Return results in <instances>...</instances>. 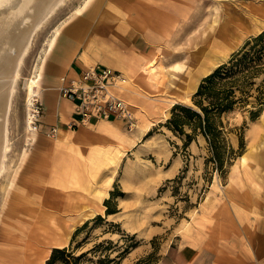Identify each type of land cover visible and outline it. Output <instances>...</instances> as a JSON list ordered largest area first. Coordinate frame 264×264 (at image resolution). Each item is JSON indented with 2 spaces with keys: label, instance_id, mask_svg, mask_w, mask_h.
<instances>
[{
  "label": "rangeland",
  "instance_id": "374dc122",
  "mask_svg": "<svg viewBox=\"0 0 264 264\" xmlns=\"http://www.w3.org/2000/svg\"><path fill=\"white\" fill-rule=\"evenodd\" d=\"M82 2L63 0L36 28L10 96L9 147L0 172V264H45L52 247L68 245L78 227L73 246L76 254H86L82 264L103 254H121L120 264H170L172 247L193 241L224 242L222 228L225 223L229 226L228 203L236 186H251L264 200V110L252 117L248 104L223 114L232 151L222 167L211 158L202 133L185 126L192 135L185 144L187 137L166 123L175 103L194 105L193 94L203 76L264 28V0H195L189 16L178 18L170 41L158 47L153 61L157 67L141 70L145 81L126 75L128 90L122 96L132 104L136 122L130 128L119 120L120 131L130 141L118 127H98L116 140L103 150L90 145L78 150L90 154L82 169L90 173L89 185L73 187L67 175H77V163L82 162L67 167L69 155L58 161L66 167L60 165L54 177L36 171L31 160L23 167L18 164L25 147L31 151L32 142H41L39 135L30 141L27 131L24 80L55 26ZM64 151L71 153V148ZM77 187L86 192H73Z\"/></svg>",
  "mask_w": 264,
  "mask_h": 264
},
{
  "label": "crops",
  "instance_id": "0c3cea01",
  "mask_svg": "<svg viewBox=\"0 0 264 264\" xmlns=\"http://www.w3.org/2000/svg\"><path fill=\"white\" fill-rule=\"evenodd\" d=\"M194 2L91 0L81 14L66 23L57 36L55 48L47 56L39 80V97L43 109L42 126L37 133L41 142H32L31 151L27 149L22 167L31 160L35 162L36 171L54 177L60 165L66 167L58 164V161L71 156L67 167L74 166L75 163L70 164L73 161L82 163H77L80 168L77 175H67L68 185L88 187L87 178L90 173H84L82 169H85L83 161L90 154L86 156L78 150L82 151L88 145L95 150L105 149L107 142L116 140V137L107 131L99 132L97 128L118 127L120 131L122 121L118 120L115 126L113 119H101L89 125L69 128L73 104L60 95L58 86L61 77L78 75L89 65H101L117 69L131 79L145 81L141 77V70L146 60L155 57L158 47L164 41H170L178 18L189 16ZM125 90H128L127 86L120 91L121 94ZM52 124L58 126L57 139L46 136ZM120 134L127 138V143L130 141V136L121 131ZM68 148H71V153L64 154ZM96 159L99 161V157ZM85 190L77 187L72 191L83 193ZM258 193L251 186H236L232 192L233 197H230L233 201L228 203L229 226L225 223L226 226L222 228L225 241H193L172 247L168 250L169 263L264 264V200H260V196L256 195ZM93 213L80 216L78 222Z\"/></svg>",
  "mask_w": 264,
  "mask_h": 264
},
{
  "label": "trees",
  "instance_id": "16d2710c",
  "mask_svg": "<svg viewBox=\"0 0 264 264\" xmlns=\"http://www.w3.org/2000/svg\"><path fill=\"white\" fill-rule=\"evenodd\" d=\"M193 104L175 103L166 124L174 132L187 137L185 144L192 138L185 126L202 133L208 142L211 158L222 167L223 160L232 151L228 146L223 114L248 104L252 106V117L264 110V28L247 38L228 60L203 76L193 94ZM80 228H76L68 245L52 247L45 264H82L86 254H76V246H73ZM121 256L103 254L87 260L89 264H120Z\"/></svg>",
  "mask_w": 264,
  "mask_h": 264
},
{
  "label": "bare ground",
  "instance_id": "6f19581e",
  "mask_svg": "<svg viewBox=\"0 0 264 264\" xmlns=\"http://www.w3.org/2000/svg\"><path fill=\"white\" fill-rule=\"evenodd\" d=\"M62 2L63 0H0V172L3 169L5 162L4 160L9 147V142H8L9 131L6 126V117L10 103V96L12 94V91L15 86V82L20 73L19 68L22 62V58L24 57L25 55L24 53L28 50V47L31 43L30 41L33 32L36 30V28L41 24V22L45 18H48V16L51 15V13L54 10H56V8ZM90 2L91 0H83L82 3L78 4L72 9V11L68 14L66 18H64L59 24L55 26L54 30L47 38L41 53H39L40 55L38 61L34 64L32 73L25 78L24 81L27 86V97L25 99L26 100L25 105L27 110V114H26L27 123L29 122V118H30L31 104L33 103V100L39 95V80L41 76V71L46 63L47 56L52 52V50L55 48L57 44V36L59 35L62 27L70 20L75 19L79 14H81L82 11L87 7V5ZM201 54H203V52ZM215 56L216 55H214V57ZM154 58L146 60L143 69L146 70L147 66H149L150 70L154 68L155 64L152 63ZM207 63L209 64V62ZM212 63H214V61H212ZM153 71L154 70H152V72ZM201 72L202 71H200V73ZM191 84L193 83L191 82ZM113 120H119V119H113ZM27 131L31 138L30 141L35 140L38 135L37 131L30 129L28 124H27ZM57 135L58 132L56 134V137ZM26 154H27V148L25 147L21 152L18 167L22 166V163L26 159ZM16 173L17 170L14 171L13 175L11 174L12 178L10 180L9 185L13 183ZM61 236L62 235H58V237Z\"/></svg>",
  "mask_w": 264,
  "mask_h": 264
},
{
  "label": "built area",
  "instance_id": "2783aa9c",
  "mask_svg": "<svg viewBox=\"0 0 264 264\" xmlns=\"http://www.w3.org/2000/svg\"><path fill=\"white\" fill-rule=\"evenodd\" d=\"M127 81V76L121 71L101 65H89L75 76H62L58 86L60 95L73 104V117L68 126L75 128L101 119H121L132 128L136 122L135 113L132 104L120 92ZM42 109V102L37 96L30 107L29 122L26 121L30 129H41ZM57 132L58 126L52 124L46 136L54 138Z\"/></svg>",
  "mask_w": 264,
  "mask_h": 264
}]
</instances>
